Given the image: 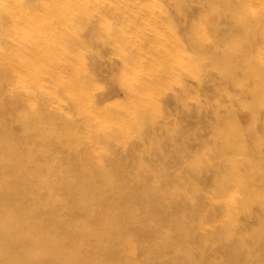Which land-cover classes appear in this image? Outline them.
Here are the masks:
<instances>
[{
    "label": "bare ground",
    "instance_id": "bare-ground-1",
    "mask_svg": "<svg viewBox=\"0 0 264 264\" xmlns=\"http://www.w3.org/2000/svg\"><path fill=\"white\" fill-rule=\"evenodd\" d=\"M0 264H264V0H0Z\"/></svg>",
    "mask_w": 264,
    "mask_h": 264
}]
</instances>
